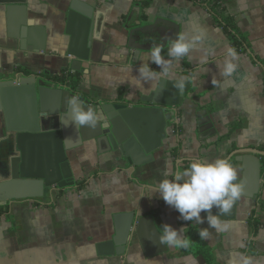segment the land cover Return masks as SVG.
<instances>
[{"label": "crops", "instance_id": "1", "mask_svg": "<svg viewBox=\"0 0 264 264\" xmlns=\"http://www.w3.org/2000/svg\"><path fill=\"white\" fill-rule=\"evenodd\" d=\"M71 1L0 0V74L50 78L70 70V35L61 19ZM80 1L94 6L101 42L91 63L82 66L89 73L82 74L84 81L78 92L108 100L147 93L160 77L144 84L138 70L150 66L161 73L150 55L155 48L142 52L135 61L134 52L127 48L128 34L139 21L146 25L157 17L178 22L180 35L187 33L191 38L203 34L190 55L174 62L170 70L169 78L189 80L191 89L170 124V137L153 162L135 170L121 169L105 155L80 146L71 162L74 187L46 191L44 197L32 199L6 200L0 194V264H230L240 256L264 264V170L259 195L242 196L236 218L221 219L227 230L208 229L211 236L204 242L211 260L204 254L169 246L167 252L148 257L137 238L125 255L103 256L98 252V244L115 234L114 215L119 212L152 213L161 234L165 224L176 229L187 227L185 235L190 225L199 231L208 228L205 213L201 214L203 224L184 221L158 193L153 195V190L161 180L174 178L180 161L186 169L192 160L225 158L241 176L237 153L244 149L264 152V0H212L217 3L215 8L200 0H152L149 6L146 0ZM11 4H26L28 18L47 26L45 50L20 48L9 25ZM223 19L242 37L240 48L220 25ZM170 45L162 49L165 60L170 59ZM228 48H234L239 58L233 61L236 72L224 76L221 70ZM4 121L0 111V173L6 176L9 159ZM166 168L172 175H163ZM254 211L260 221L258 228L250 223Z\"/></svg>", "mask_w": 264, "mask_h": 264}, {"label": "water", "instance_id": "2", "mask_svg": "<svg viewBox=\"0 0 264 264\" xmlns=\"http://www.w3.org/2000/svg\"><path fill=\"white\" fill-rule=\"evenodd\" d=\"M27 11L26 4L8 6L13 17L9 22L11 31L22 50H45L47 26L28 18ZM95 15L94 6L72 0L61 19L65 33L70 35L69 71L81 74L79 85L84 81L83 75L89 73V69L82 68L83 64L91 63L95 47L101 42ZM180 32V24L165 17H157L146 25L139 21L129 29L127 48L134 52L136 61L142 52H151L156 47L165 49ZM174 84L181 87L178 89ZM190 89L189 80L159 78L147 93L108 100L83 95L41 75L0 74V111L4 114V145L9 159L6 176L0 173V194L6 200L32 199L44 197L46 191L74 187L71 162L80 146L105 155L109 163L121 169L135 170L153 162L156 152L170 137V124L174 123L178 107ZM73 97L100 116L95 128L80 127L73 122L72 106L68 103ZM237 154L235 159L242 168L238 182L244 186L243 196L257 197L262 180L259 155L264 152L244 149ZM238 204L239 200L231 213L221 219H235ZM212 213L219 215V210L213 208ZM114 223L112 238L98 244L100 255H125L135 238L148 257L168 251V246L159 242L161 233L152 213L141 216L139 211L119 212L114 215Z\"/></svg>", "mask_w": 264, "mask_h": 264}, {"label": "clouds", "instance_id": "3", "mask_svg": "<svg viewBox=\"0 0 264 264\" xmlns=\"http://www.w3.org/2000/svg\"><path fill=\"white\" fill-rule=\"evenodd\" d=\"M202 39V33L191 38L187 33L179 35L169 47L168 60L162 56V49L156 47L150 55L152 62L161 69V73H156L150 66H143L138 70L141 82L150 84L157 77H169L174 62L189 56ZM227 57L221 75L231 76L237 70L233 61L239 57L234 48L227 49ZM174 86L178 89L181 87L179 84ZM68 103L72 106V120L77 126H97L100 116L91 108L85 109L78 97L69 99ZM182 163L178 162L174 178H165L159 182L158 187L153 190V195L158 193L168 206L180 213L184 221L203 224L205 220L201 214L206 212L209 227L200 229L201 239L210 238L209 228L217 232L226 231L228 226L221 217L230 214L235 203L244 195V186L238 182V170L225 158L214 161L192 160L186 169L181 167ZM163 175L168 177L172 173L166 168ZM213 208L219 210V215L212 213ZM186 231L187 227L176 229L165 224L159 242L176 249H188L192 241L185 235ZM230 264H254V261L250 257L240 256L238 260L230 261Z\"/></svg>", "mask_w": 264, "mask_h": 264}, {"label": "trees", "instance_id": "4", "mask_svg": "<svg viewBox=\"0 0 264 264\" xmlns=\"http://www.w3.org/2000/svg\"><path fill=\"white\" fill-rule=\"evenodd\" d=\"M146 6H149L152 0H146ZM202 4H206L207 6H210L212 8H215V5H217L216 2H213L212 0H200ZM214 11V9H212ZM220 25L223 26L225 32L229 35V37L233 40L234 44L240 48V45L242 43V37L238 34V32L235 30L234 25L231 24L229 21L226 20H219ZM48 78V77H47ZM49 79H53L58 83H61L63 85H66L70 87L73 91H77V88L79 86L80 80H81V74L78 72L76 74H72L69 70L64 71L61 74H56L50 76ZM122 97V96H121ZM263 165H262V171L264 170V156H262ZM85 183V180L82 182H79V187H83ZM250 223L254 225L255 228H258L259 226V219L255 217V211L250 216ZM191 238L192 245L187 250L192 253H201L206 255L208 260H211L212 257L210 256V250L207 247V245L204 242V239H201L199 236V230L196 228V226L190 225L188 227L187 235Z\"/></svg>", "mask_w": 264, "mask_h": 264}]
</instances>
